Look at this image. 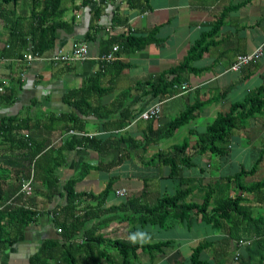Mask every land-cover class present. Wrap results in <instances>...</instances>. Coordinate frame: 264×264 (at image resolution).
Segmentation results:
<instances>
[{"label": "crops", "instance_id": "crops-1", "mask_svg": "<svg viewBox=\"0 0 264 264\" xmlns=\"http://www.w3.org/2000/svg\"><path fill=\"white\" fill-rule=\"evenodd\" d=\"M44 2H10L4 5V17L0 18V52L11 43V55L0 57V93L9 88L15 91L13 101L0 102V124L5 117L15 118L11 136H0V210L3 206L23 207L37 213L14 243L0 249V264H30L29 258L42 242H66L57 229L68 200L65 186L73 178H77L73 185L77 208L92 207L90 219L73 239L78 242L84 228L94 229L98 244L87 256L100 257L99 264H180L198 243L204 242L201 257L210 264H259L264 246L253 243L259 239L256 232L264 226V187L243 188L264 179V105L255 115L238 122L223 143L222 154L198 151L197 133L217 115L227 114L232 103L246 105L264 84V52L240 71L227 70L236 56L264 42V0H139L144 8L130 6L126 0H61L59 15L48 22L66 24L56 31L55 48L34 55L28 62L25 55L31 51L19 47L12 34L29 39L33 16L42 10ZM221 15L219 28L212 32ZM118 18L124 22L116 23ZM153 29L155 42L131 52L118 51V58L111 63L98 59L112 48L106 40L118 42L128 34L146 35ZM87 33H93L91 40L85 39ZM203 33L207 34L208 44L201 57L191 62L196 71L182 74L186 92L175 91L168 97L150 93L145 82L167 75L180 65ZM78 41L87 43L88 59L52 60L57 51L68 53ZM120 64L124 66L117 71ZM96 74V86L108 91L90 93L88 107L83 105L88 112L83 115L69 104L73 99L68 95ZM159 101L161 112L156 119L139 117ZM197 104L200 107L194 116L171 137L144 146L149 128L156 130ZM73 112L82 124V132L71 129L63 115ZM136 112L140 113L128 119ZM124 119L127 124L117 128ZM71 130L75 133H69ZM72 137L93 138L96 147L81 141L68 148ZM182 145L180 157L185 159L172 174L157 155H171L175 147ZM85 165L90 168L79 178ZM253 166V172L235 179L242 169ZM28 179L32 185L30 195L21 192V185ZM111 180L112 191L97 205L95 197ZM121 188L127 190L123 197L115 194ZM177 190L185 191V202L199 205L208 196L204 213L191 211L185 223L169 217L159 227L122 221L124 209L108 212L127 196L130 200L135 196L134 205L151 206L161 196L173 195ZM234 199L238 200V208L227 217L214 212L224 200ZM53 211L62 212L57 215L58 221L51 217ZM212 214L214 221L203 218ZM109 217L113 220L106 223ZM159 229H168L167 235L160 237ZM131 238L168 244L157 252L137 250L127 259L109 247V240ZM55 252L57 256L55 253L50 264H66L58 249ZM75 256L77 264H94L84 260V254Z\"/></svg>", "mask_w": 264, "mask_h": 264}, {"label": "trees", "instance_id": "trees-1", "mask_svg": "<svg viewBox=\"0 0 264 264\" xmlns=\"http://www.w3.org/2000/svg\"><path fill=\"white\" fill-rule=\"evenodd\" d=\"M17 0H0V18H3V9L4 5L8 3H15ZM129 2L130 6H137L144 8L143 5L139 2V0H126ZM147 3V0H144ZM61 8V0H45L44 6L41 11L35 13L34 17V26L33 29L29 32V39L25 37V35L21 34H12L14 35L16 43L19 44L24 49L31 51V53L35 56H41L46 51L55 48V40H56V31L59 28H63L66 26L65 23L62 22H49V19L55 18L60 13ZM116 23H123L124 19H116ZM222 22V15L216 20L213 25L212 32L216 31ZM95 33V32H94ZM156 29H153L146 35H137V34H128L124 36L118 42L115 39L106 40V44L109 47L115 46L117 44L119 51L123 52H131L135 50L142 49L147 44L156 41ZM11 35V34H10ZM93 38V33H87L85 39L91 40ZM207 38V34L204 33L201 37L190 46L187 54L185 55L183 61L180 65L171 69L167 75H162L154 79H149L145 82V84L150 86V93L154 96L160 97H168L176 90L175 86H180L182 82H184V77L182 74L187 72H195V68L191 65L193 60H196L201 57L202 53L207 49L208 42H205ZM26 50V51H27ZM11 43H9L7 48H3L0 52V57H8L11 55ZM21 58V57H20ZM105 65L103 64V67ZM124 65H119L120 71ZM99 76L96 74L95 76L87 77L82 85L69 92L68 98L73 99L69 101L70 105H72L76 110L81 114H86L88 109L84 108L83 105L88 107V97L90 93L93 91H97L98 94L106 93L108 89L99 88L96 86L97 80ZM4 93H0V102L9 103L13 101L15 91L11 90V88L6 89ZM163 99V98H162ZM264 105V84L260 86L258 90V94L256 93L254 96H250L246 105L244 103L235 102L232 103L230 107V111L223 115L219 114L213 120L212 123L206 126V128L197 133L198 137V151L204 152L209 151L212 153L222 154L224 153L223 143L226 139L229 138V135L233 128L236 127L238 122L241 121L242 118L248 117L256 112H259ZM200 107L199 104L191 105L187 107L179 116L175 117L166 125L153 130L149 128L148 133L144 136V146H148V144L157 142L161 139L171 137L175 131L188 120H190L194 116V112ZM140 112H136L134 115H130V117H135ZM65 119L69 121L71 129L81 130L82 132V124L78 120V116L73 113L63 114ZM127 119V118H126ZM124 119L120 124H117V128H123L127 122ZM15 118L5 117L1 120L0 124V136H11V131L15 126L12 122ZM193 133V132H192ZM76 140V141H75ZM81 141L87 142L89 145H94V139H76L72 137L67 143L68 148L73 147L74 145L79 144ZM184 145V144H183ZM178 146L173 149V153L171 155L168 154H158V158L170 167L171 173L174 174L177 168L178 163L183 161V157H180V154L184 150V146ZM96 147V146H95ZM157 158V157H156ZM154 158V160L156 159ZM90 168L89 165L83 166L80 171L79 178L84 176ZM255 167L253 166L250 170L242 169L239 174L235 177V179L239 180L243 174H247L253 172ZM77 178L70 179L65 186L67 191V203L62 208V212L65 215L61 222H59L60 233L63 235V240L66 242H55V241H44L38 248V251L29 258L30 264H50V260L55 258V250L61 253L60 256L63 257L66 264H77L78 259L75 254H84V260L89 261L87 253H94V248H96V244H98V238L94 237V229L84 228L82 236L80 239H83L80 243L75 242L73 237L76 235V232L81 230L84 227L86 221L90 219L89 211L92 207L87 208V206L83 208H77V204L74 202L75 194L73 191V185L76 182ZM112 180L108 182L106 188L100 192L96 197L97 205H100L105 198L110 194L113 188ZM264 187V179L257 181L251 185L245 186L243 190H255ZM2 190L0 188V200L2 198ZM186 196L185 191L177 190L173 195H163L157 199L156 203L149 206L146 204L138 203L134 205L135 196H132V199L125 198V201L118 206H113L110 208L108 212L119 213V211L124 209V214L121 217V220L128 221L132 225L134 223H139V225L152 224L155 226H164L166 220L169 217H174L179 222L185 223L189 220L190 212L195 211L196 213L201 212L204 213V209L208 206L209 200L208 196L203 199V203L201 205L185 202L184 198ZM238 200H224L221 202L219 208L215 209L214 212L218 211V216L224 218L227 217L232 211L237 210L238 208ZM60 211H53L50 214H53L52 218L54 221L57 220V215H61ZM37 213L30 209H25L23 207L11 209L10 206H3L2 210H0V249H5L10 244L14 243L17 238L22 234L25 227L28 226L29 223L33 222L36 218ZM211 216L203 215L205 220H212ZM113 220V217H109L106 220V223ZM119 220V221H121ZM215 223V222H214ZM86 227V226H85ZM134 227V226H133ZM261 228V227H260ZM258 236V240L253 244L254 246H264V226L262 229H259L256 232ZM109 247L117 251L122 258L127 259L129 256H134L137 250H145L149 253L162 251L165 246H167L168 242H156L149 243L146 240H136L135 238L131 239H114L109 240ZM205 248L204 243H198L193 249L189 256V258L180 264H210L207 260L202 259L201 252ZM76 253H72V250ZM99 256L103 255V252L98 253ZM57 256V253H56ZM97 257V256H96ZM259 264H264V252L259 253L258 256ZM100 257L91 258L94 264H99Z\"/></svg>", "mask_w": 264, "mask_h": 264}, {"label": "built area", "instance_id": "built-area-1", "mask_svg": "<svg viewBox=\"0 0 264 264\" xmlns=\"http://www.w3.org/2000/svg\"><path fill=\"white\" fill-rule=\"evenodd\" d=\"M119 51L118 46H113L110 51H107L103 53L98 59L101 62L104 63H111L115 61L118 56L117 53ZM264 52V42L259 44L253 51L240 54L236 56L234 61L230 64L228 67V71H240L244 66L250 64L251 62H254L262 57ZM35 58L34 55L31 53L25 55V59L30 62ZM89 58V51H88V45L85 41H78L75 42L72 46V49L68 53H63L60 50L56 52V54L53 55L52 60L55 62H72V61H83ZM174 89L176 92L179 93L186 92V84H182L180 86H175ZM1 90V88H0ZM161 104L162 102L159 101L155 103L154 105L146 108L143 110L139 117L144 120H153L156 119L160 112H161ZM69 133H75L74 131H69ZM21 192H23L26 195H30L32 193V185H31V179H28L27 181L23 182L21 185ZM115 194L119 197H123L127 194V190L124 188L118 189L115 191ZM51 217L53 214H50ZM60 231V229H57ZM83 239H79V242L81 243Z\"/></svg>", "mask_w": 264, "mask_h": 264}, {"label": "rangeland", "instance_id": "rangeland-1", "mask_svg": "<svg viewBox=\"0 0 264 264\" xmlns=\"http://www.w3.org/2000/svg\"><path fill=\"white\" fill-rule=\"evenodd\" d=\"M255 115V114H254ZM166 139V138H165ZM163 168H168V167H163ZM160 235V237H162V236H166L167 235V233H168V229H159V232H158Z\"/></svg>", "mask_w": 264, "mask_h": 264}]
</instances>
